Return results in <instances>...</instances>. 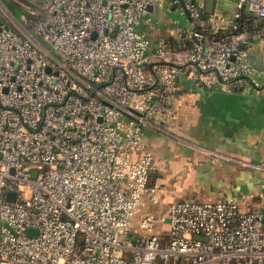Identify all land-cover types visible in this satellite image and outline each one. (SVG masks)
Returning a JSON list of instances; mask_svg holds the SVG:
<instances>
[{
    "label": "built area",
    "instance_id": "obj_1",
    "mask_svg": "<svg viewBox=\"0 0 264 264\" xmlns=\"http://www.w3.org/2000/svg\"><path fill=\"white\" fill-rule=\"evenodd\" d=\"M10 1L30 18L7 10L18 32L0 11V264H264L263 214L231 199L133 222L160 201L144 129L174 123L177 79L261 91L237 19H264V0H237L229 29L205 3L170 0L189 16L175 41L144 30H160L159 0Z\"/></svg>",
    "mask_w": 264,
    "mask_h": 264
},
{
    "label": "crops",
    "instance_id": "obj_2",
    "mask_svg": "<svg viewBox=\"0 0 264 264\" xmlns=\"http://www.w3.org/2000/svg\"><path fill=\"white\" fill-rule=\"evenodd\" d=\"M159 1L152 17L160 30H144L153 41L159 37L175 41L189 26V16L170 0ZM196 1L205 3L207 12L208 0ZM237 11V0H216L212 13L220 14L222 25L229 29ZM252 19L262 35L257 37L253 26L247 48L261 91L202 90L193 79L179 77L177 85L183 94L180 124L175 121L164 130L145 128L155 159L152 183L160 187L158 203L169 207L179 200L231 199L242 209L264 216V79L260 75L264 71V19ZM162 165L164 175L159 172Z\"/></svg>",
    "mask_w": 264,
    "mask_h": 264
},
{
    "label": "rangeland",
    "instance_id": "obj_3",
    "mask_svg": "<svg viewBox=\"0 0 264 264\" xmlns=\"http://www.w3.org/2000/svg\"><path fill=\"white\" fill-rule=\"evenodd\" d=\"M4 4V6H2V4L0 3V11L1 13L5 16V19L8 23V25L13 28L14 30L20 32V29L18 28V26L15 24V22L10 18L9 16V12H11L13 14V16L20 22H22V15L25 14L27 16L28 13L23 10V8L17 4H15L13 1H10V0H1ZM9 12H8V11ZM30 18V16H29ZM138 30H143L142 27L138 28ZM37 39L48 49H50V47L48 46V44L43 41V39H41L40 37L36 36ZM187 105V104H186ZM181 108H182V105L179 107L178 109V113H177V117L175 119L176 123L178 124L179 122V116H181ZM174 121V122H175ZM187 121L184 120V126L187 127ZM174 124V123H173ZM180 124V122H179ZM191 124V123H190ZM183 126V125H182ZM183 126V127H184ZM172 127V125H169L167 128H170ZM146 128V127H145ZM150 129V128H149ZM145 130V129H144ZM151 130L155 131V128H152L151 127ZM145 136H146V133H145ZM164 169H165V165H162V167L160 168L159 172L160 174L164 175ZM167 169V168H166ZM213 200L212 198H209V199H204L203 202L205 201H211ZM195 201H198V200H195ZM167 211H168V206L164 203H153V202H150V201H147V203L142 206L140 209H137L136 211V215H135V218L134 219V225L137 229H139V220L143 217V216H146L147 214H151V215H154L155 217H164L165 219L167 218ZM156 228L157 230L163 232L164 235H167V225H166V222H163V223H157L156 225Z\"/></svg>",
    "mask_w": 264,
    "mask_h": 264
},
{
    "label": "trees",
    "instance_id": "obj_4",
    "mask_svg": "<svg viewBox=\"0 0 264 264\" xmlns=\"http://www.w3.org/2000/svg\"><path fill=\"white\" fill-rule=\"evenodd\" d=\"M252 15L242 11L241 12V16L239 17V19H237V22L239 24V30H244V28L248 29V31H251V29L253 28V23L255 20L252 19Z\"/></svg>",
    "mask_w": 264,
    "mask_h": 264
},
{
    "label": "water",
    "instance_id": "obj_5",
    "mask_svg": "<svg viewBox=\"0 0 264 264\" xmlns=\"http://www.w3.org/2000/svg\"><path fill=\"white\" fill-rule=\"evenodd\" d=\"M215 1L216 0H208V4H207V12L208 13L213 12ZM33 38L41 48L45 49L44 45L38 39H36L34 36H33ZM13 198H14V194L13 193L9 194V199H13Z\"/></svg>",
    "mask_w": 264,
    "mask_h": 264
}]
</instances>
